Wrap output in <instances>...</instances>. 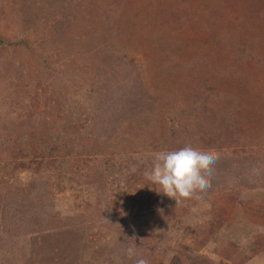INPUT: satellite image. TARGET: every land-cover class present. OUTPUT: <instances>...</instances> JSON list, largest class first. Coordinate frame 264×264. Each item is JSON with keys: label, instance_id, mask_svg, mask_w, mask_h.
I'll return each mask as SVG.
<instances>
[{"label": "rangeland", "instance_id": "374dc122", "mask_svg": "<svg viewBox=\"0 0 264 264\" xmlns=\"http://www.w3.org/2000/svg\"><path fill=\"white\" fill-rule=\"evenodd\" d=\"M0 37V264H264V0H0ZM183 142L219 158L177 202Z\"/></svg>", "mask_w": 264, "mask_h": 264}, {"label": "clouds", "instance_id": "9594fccd", "mask_svg": "<svg viewBox=\"0 0 264 264\" xmlns=\"http://www.w3.org/2000/svg\"><path fill=\"white\" fill-rule=\"evenodd\" d=\"M213 148L202 147L194 142H183L171 149L154 154L152 166L144 172L145 178L160 187L164 195L177 202L183 194H201V190L210 186V173L218 160ZM129 259L135 258V264H150V261L137 255V246L128 247Z\"/></svg>", "mask_w": 264, "mask_h": 264}, {"label": "trees", "instance_id": "16d2710c", "mask_svg": "<svg viewBox=\"0 0 264 264\" xmlns=\"http://www.w3.org/2000/svg\"><path fill=\"white\" fill-rule=\"evenodd\" d=\"M11 3H13V4H16L17 3V0H11ZM16 6V5H15ZM22 6H24V5H19V6H16V7H19L18 8V10H21L23 7ZM1 38V37H0ZM17 47H22V46H24V43H22V42H19L17 45H16ZM26 48V47H25ZM27 49V48H26ZM48 122H51V120H48ZM50 125H52V124H50ZM53 126V125H52Z\"/></svg>", "mask_w": 264, "mask_h": 264}]
</instances>
